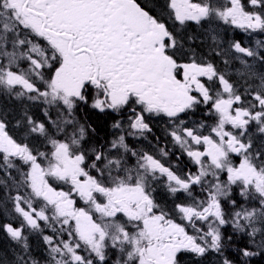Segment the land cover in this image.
<instances>
[{
  "label": "snow or ice",
  "instance_id": "1",
  "mask_svg": "<svg viewBox=\"0 0 264 264\" xmlns=\"http://www.w3.org/2000/svg\"><path fill=\"white\" fill-rule=\"evenodd\" d=\"M163 7L154 15L137 0H0V90L45 105L43 120L24 113V142L0 119V172L16 189L9 199L22 218L19 227H2L22 242L23 253L29 248L24 230L42 233L40 221L53 233L43 235L47 264H106L111 252L113 264H180L181 253L209 252L219 257L217 264H236L225 254L233 247L240 264H247L246 258L264 253V142L254 139L264 136V73L237 57L248 68L240 93L194 51L183 60L179 30L164 19L181 27L219 21L264 31V0H165ZM230 47L264 61L239 41ZM256 79L253 88L249 81ZM209 82H218L215 91ZM81 105L118 115L128 108L127 121L111 125L119 134L89 143L96 129L78 119ZM200 105L213 123L187 126L180 114ZM145 113L174 123L168 135L195 172L178 174L130 147L127 137L151 131ZM160 154L167 156L164 149ZM7 180L0 183L7 187ZM161 180L171 195L186 194L172 209L180 223L156 202L153 185ZM74 197L86 207H77ZM16 264L39 261L21 254Z\"/></svg>",
  "mask_w": 264,
  "mask_h": 264
},
{
  "label": "trees",
  "instance_id": "2",
  "mask_svg": "<svg viewBox=\"0 0 264 264\" xmlns=\"http://www.w3.org/2000/svg\"><path fill=\"white\" fill-rule=\"evenodd\" d=\"M235 41H239V40H235ZM239 42L244 47L245 45L248 46L249 43H253L255 41L250 39L249 41L248 40H242ZM190 43L193 46L200 47V54L203 55V56H201L202 58H204L206 61L213 62L212 59L210 57H207V55H206L208 47L211 48L212 45L208 44L207 42H198V41L197 42H190ZM206 44L208 45V47L206 46ZM233 51H235V50L233 49ZM235 53L236 52H234V55H235ZM189 56H191V55H189ZM189 56H186V57H189ZM261 56H264V51H263V54ZM201 57H197V59H200ZM218 57H219V60L221 61L222 60L221 55H219ZM184 60H187V59L184 58ZM243 60H245L247 62V65H249L248 64V57L245 58L243 56ZM219 67H222V66L219 65L218 68ZM230 68H232V70L229 71ZM247 69L248 68H246L245 65H240L237 62V57L233 56V67H228V69L225 70L224 72H221V70H219V72L224 73L226 78H228L231 82H233L237 86L239 92L243 94L245 88L247 87V84L245 83V80L247 79V77H242L241 73L247 72ZM209 83H210L211 87H215V85L218 84V82H209ZM249 83H251L253 86H255L256 84L259 83V80L258 79L251 80V81H249ZM80 107H81L80 114L77 115V112H76L78 119H80L81 122H86L87 124H90L93 128L96 129V134L94 136H92L90 133L91 139L89 140V143H91L92 140L99 141L101 138H103L104 140L109 139L111 137V134H113L112 133L113 131L110 127H111L112 123L115 121L116 116L113 113H111L110 111L105 112V113H101L99 111L95 112V111L87 108L85 105H81ZM205 113H207V107L204 105H200V109L197 112L192 113L190 118L194 119L197 122L199 121V119L209 120V116L205 115ZM39 117L43 119V116L41 114L39 115ZM213 120H214V118L212 117V119L210 121H208L207 124H209V125L212 124ZM5 122L7 124L17 125V123L15 121H6L5 120ZM188 124L192 125V123H188ZM20 129H21V126H20ZM254 133H255V131H254ZM9 134L12 136H17V132L13 131V130H10ZM15 139H17L19 141L18 136ZM21 141H22V139H20V142ZM29 142L36 143L33 139H30V138H29ZM175 160L176 159H172V161H175ZM178 161L183 163L182 168L188 166L190 169L196 170V166L191 163V160L189 159V157L186 154L180 155V159ZM12 176H14L16 179H19V176L15 172V170H12ZM3 180H7V178L4 175H2V181ZM0 181H1V179H0ZM7 185L8 186L5 187V185L3 183H0V264H16L17 257L21 254H24L26 257L30 256L32 259H35L37 261H43L44 262L46 260H49L50 258L48 255V248H46V246L44 245L43 235L40 234L39 231H33L31 229H28V228H26L24 230V235L27 237V243L29 245V248H28L27 253H23L22 242L17 243L16 241H13L8 236V234L3 230L2 225L8 223L9 220L14 218L12 216V211H11L12 210V201L9 199V197L16 194V189L12 185L11 180H7ZM154 186H160L164 190V193H158V194H159V201H160L162 207H164V209L166 211L172 212V207L169 203L168 196H172V197H175L176 199H180L179 200L180 202L183 201L182 193H178L175 196L171 195L170 193H168V191L164 187V185L161 184V181L158 184H154L153 187ZM237 192H238V190H237ZM234 198L239 200L238 195L235 196ZM11 223L15 227H17L19 225L17 220H12ZM20 224H21V222H20ZM230 230L232 231L231 226H230ZM45 235H53V234L47 232ZM246 243H247V238L245 237L243 240H241L239 242V246L243 247L244 244H246ZM252 250L256 251L255 248H253ZM225 254L228 255L230 259L235 260L236 264H240L238 253L235 255L234 258H232L228 254V249H227ZM215 256H217V255H215ZM194 257H196V256H194ZM115 258L116 257H115L114 252L109 253L106 264H112L113 263L112 260H114ZM188 261H192L195 264H199V263H197V260H188ZM188 261H186L185 263H188ZM246 262H247V264H264V253H261L260 255L253 256L250 258H246ZM209 264H211V263H209ZM215 264H216V262H215Z\"/></svg>",
  "mask_w": 264,
  "mask_h": 264
},
{
  "label": "flooded vegetation",
  "instance_id": "3",
  "mask_svg": "<svg viewBox=\"0 0 264 264\" xmlns=\"http://www.w3.org/2000/svg\"><path fill=\"white\" fill-rule=\"evenodd\" d=\"M137 2L140 4L142 3L141 4L142 6L146 5L147 8L150 11H152V14L154 15L164 11L163 6L165 4V0H137ZM164 19L166 20L170 29L174 31L179 30L178 38L181 40V42L184 45L183 52L185 53L184 54L185 56L182 57L183 60L184 58L188 59V57L186 56L191 55L192 51L196 53L197 57L203 56L202 54H200V47L193 46L191 45L190 42H197V41L207 42L212 46L211 48H209L208 45L206 44V46L208 47L206 55L207 57H210L212 59L213 61L212 63L215 65L216 69L218 71L220 69L221 72L227 70L228 67H233L234 51L233 49H231L230 44H232L235 40L249 41L251 39V30L244 31L243 29L236 28L235 26L232 25H225L219 21H213L211 23L202 22L200 25H197L195 22H187L185 26L181 27L178 24H175L174 26V21L169 19L167 15L164 16ZM213 34H215L217 37L216 41L212 40ZM260 34L263 35L264 37V31H260ZM189 36L193 37V39L189 40L188 39ZM260 42L261 45H264V41L262 39H260ZM259 49H260L259 54L262 55L264 51V47L259 46ZM217 52L222 53L221 61L219 60L218 57L219 55H217ZM248 59L252 63L258 64V68L255 69L258 71V74L264 73V61H261L258 58V62L256 63L253 61L252 58H248ZM225 61H228V63H225ZM219 65H221L222 67L218 68ZM249 65L251 66V64ZM230 70H232V68H230L229 71ZM217 86L218 84H216L215 87H213L214 91L216 90ZM32 105L37 106L39 114H42L40 112L39 103L37 104L34 103ZM37 107L32 106V112L29 111L27 112V114L37 119V114H36ZM199 109L200 106L195 110V112H197ZM91 110L95 112L98 111L94 109ZM76 111L78 112V108ZM111 113H113L116 116L115 121L118 119H123L127 121L128 108H126L124 112L119 115L114 112ZM192 113H193L192 111H189L187 114H183V113L180 114V119L184 120L187 126L189 125L188 123H192V121H195L194 119L190 118ZM145 120L149 124V127L151 128L150 132H145L142 137H131V136L127 137V142H131V147L133 149L139 151H147L153 154L157 159H160L161 162L165 164V166H171L168 160H172V159L179 160L180 155L186 154L182 152V150L178 145L174 144L171 136L168 135L171 128L174 127V123L170 121L169 118L163 115L145 113ZM175 123H179V121H175ZM262 142H264V137L259 135V141L257 142L258 145H260ZM160 149H164L167 152V156H162L160 154ZM207 256H213V253L209 252L207 253Z\"/></svg>",
  "mask_w": 264,
  "mask_h": 264
},
{
  "label": "rangeland",
  "instance_id": "4",
  "mask_svg": "<svg viewBox=\"0 0 264 264\" xmlns=\"http://www.w3.org/2000/svg\"><path fill=\"white\" fill-rule=\"evenodd\" d=\"M245 2H246V0H245ZM251 39L252 40H254L255 42H253V43H249V45L248 46H244V47H246V48H250V49H253L254 51H256L257 53H259L260 52V49H259V46H261V42H260V39H262L263 41H264V37H263V35H261L260 34V31L259 30H257V31H255V32H253L252 30H251ZM258 42H259V44H258ZM235 52V51H234ZM235 57H240V59H243V54H238V53H235V55H234ZM245 58H246V56H244ZM248 58H252L253 59V61L254 62H258V58L259 57H248ZM240 59H237V62L240 64V65H242L241 64V62H240ZM246 60V59H245ZM248 64H251V66H252V68H251V71H254V72H256V73H258V71L257 70H255V69H257L258 68V64H254V63H252L251 61H249V59H248ZM22 66H24V67H26V65H22ZM240 69V68H239ZM247 71H248V69H247ZM257 85V84H256ZM255 85V86H256ZM255 86H253V88L255 87ZM212 89H213V87H212ZM213 91H214V89H213ZM37 104V103H39L40 104V112L42 113L41 115L43 116V109L45 108V105L43 104V103H41V102H38V101H29L26 97H22V98H17V97H15L14 95H12V94H8V93H6V92H4L3 90H0V119H3L4 121L6 120V121H15L16 123L18 122V121H20L21 123H20V125L18 126V125H13V124H7L6 122V125H7V131L9 132L10 130H13V131H16L17 132V136H18V139H19V141H20V139H22V141L21 142H24V140H23V137H24V133H25V131H26V128H25V122H24V120H23V115H24V113L25 112H29V111H31L32 112V106L33 107H37V106H35V105H32V104ZM87 108H89L88 106H86ZM36 109V108H35ZM90 109V108H89ZM51 112H52V117H53V119L55 118V115H56V110L55 109H52L51 110ZM80 112H81V107H79L78 108V112H77V115H79L80 114ZM36 114H37V119H40V120H43V119H45V117L43 116V119L42 118H40L39 117V113H38V107H37V111H36ZM39 114V115H38ZM212 119V117L211 116H209V120H206V121H204L205 123H207L208 121H210ZM199 122V121H198ZM211 125V124H210ZM20 126H21V129H20ZM189 127L190 126H192V125H188ZM114 132H115V134H119V132L117 131V130H114V129H112ZM250 131L251 132H253L254 133V131H255V127L253 126V128L252 129H250ZM204 134H207V130H204ZM17 136H13L14 138H16ZM261 136V135H260ZM264 137V136H263ZM30 139H32V138H30ZM254 139H255V144L256 145H258V141H259V134H256L255 135V137H254ZM35 141V140H34ZM36 143H38V141H35ZM128 144L130 145V147H131V142H128ZM179 146V145H178ZM41 150H43V148H41ZM168 162L171 164V166H172V168L174 169V171H176L178 174H185V173H187L188 171H191V172H195L196 170H192V169H190L188 166H186V167H183L182 168V166H183V163L182 162H180V161H178V160H175V161H172V160H168ZM235 162H237L238 163V160H236ZM130 163H135V158H130ZM192 163V162H191ZM193 164V163H192ZM2 175H4V173L3 172H0V179H1V181H2ZM5 176V175H4ZM161 184H163L164 185V181L163 180H161ZM54 186H56V185H54ZM60 187H63V189L65 190V191H67L68 190V186L67 185H60ZM154 188H155V191H154V197H155V199H156V202L158 203V204H160L161 205V203H160V201H159V194L158 193H164V190H163V188L162 187H160V186H154ZM21 191L23 192V189H21ZM192 191H193V194H194V196H200V189H199V187L198 186H194L193 187V189H192ZM182 193V192H181ZM182 195H183V201L186 199V194L185 193H182ZM75 199H76V201H77V204H76V206L77 207H86L85 206V204H84V202L82 201V200H80L79 199V197H74ZM170 198V199H169ZM175 199V200H174ZM168 200H169V203H170V205H171V207H172V209H174V204L175 203H179L180 201H178V200H180V199H176L175 197H172V196H168ZM37 208H39V207H41L42 206V202H39V203H36V205H35ZM162 206V205H161ZM165 206V205H164ZM12 216L14 217L13 219H11V220H9V222L8 223H11L12 222V220H17L18 221V226L17 227H19L20 226V222L22 221V218L21 217H19V215L17 214V213H15V211H14V209H13V204H12ZM170 213V215L172 216V218L173 219H175L176 220V222L177 223H180L181 222V220H180V217L178 216V215H176L173 211L172 212H169ZM50 214V213H49ZM11 218V217H10ZM7 224V223H6ZM12 224V223H11ZM40 224H41V228L43 229V232L41 233L39 230H37V231H39L40 232V234H42V235H45L47 232L48 233H52V231H51V229L50 228H47V227H45V225H44V222L43 221H40ZM13 225V224H12ZM14 226V225H13ZM189 230V232H191V229L189 228L188 229ZM224 231H225V233L226 234H228V233H230L231 232V230H230V225H226V226H224ZM53 234V233H52ZM63 238L64 239H67L68 237H67V234L65 233V234H63ZM44 245H45V243H44ZM46 246V248H48V246L47 245H45ZM229 249V251H228V254L232 257V258H234L235 257V255L237 254V252H236V250H235V248L233 247V248H228ZM81 254L82 255H87V253L86 252H84L83 250H81ZM216 254H214L213 253V256H203V257H194V255L192 254V253H181V254H179V261H180V264H195L194 262H192V261H188V260H197V263H199V264H209V263H211V264H215V262H216V264H217V262H218V260H219V257H217V256H215ZM91 258V257H90ZM209 259V260H208ZM115 260V259H114ZM114 260H112V261H114ZM49 260H46V261H39V264H47V262H48ZM186 261H188V263H185ZM113 264V263H112Z\"/></svg>",
  "mask_w": 264,
  "mask_h": 264
},
{
  "label": "bare ground",
  "instance_id": "5",
  "mask_svg": "<svg viewBox=\"0 0 264 264\" xmlns=\"http://www.w3.org/2000/svg\"><path fill=\"white\" fill-rule=\"evenodd\" d=\"M142 4V3H141ZM181 34V33H180ZM262 53V52H261ZM221 68V67H220ZM220 70V69H219ZM238 71V70H237ZM219 72V71H218ZM39 115V114H38ZM199 121H201V119H199ZM202 121H206V119H203ZM113 124V123H112ZM111 128V127H110ZM112 129V128H111ZM110 129V130H111ZM113 131V130H112ZM113 134H115V132L113 131L112 132ZM111 134V133H110ZM113 134H111V136L113 135ZM166 195V194H165ZM170 199V198H169ZM175 200V199H174ZM179 201V200H178ZM207 255V254H206ZM201 258V257H200Z\"/></svg>",
  "mask_w": 264,
  "mask_h": 264
}]
</instances>
